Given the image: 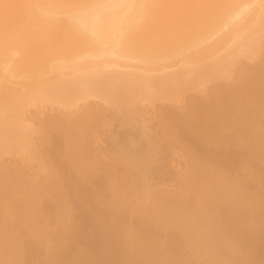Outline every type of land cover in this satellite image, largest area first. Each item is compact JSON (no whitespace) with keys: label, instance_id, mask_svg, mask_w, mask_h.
<instances>
[{"label":"bare ground","instance_id":"6f19581e","mask_svg":"<svg viewBox=\"0 0 264 264\" xmlns=\"http://www.w3.org/2000/svg\"><path fill=\"white\" fill-rule=\"evenodd\" d=\"M263 44L264 0H0V264L92 257L76 180L124 264H264Z\"/></svg>","mask_w":264,"mask_h":264},{"label":"rangeland","instance_id":"374dc122","mask_svg":"<svg viewBox=\"0 0 264 264\" xmlns=\"http://www.w3.org/2000/svg\"><path fill=\"white\" fill-rule=\"evenodd\" d=\"M118 8H119V10H118ZM118 8H117V13H118L120 10L126 8V5H125V4H121ZM132 11H133V10H132ZM132 11H131V12H132ZM133 12H134V11H133ZM131 14H132V13H131ZM132 15H136V11H135ZM263 45H264V44H263ZM263 48H264V46H263ZM263 50H264V49H263ZM85 59H86V60H85ZM105 59H106V58H105ZM92 60H93V59H92L91 57H86V58H84L82 61H83V62H85V61L87 62V61H92ZM103 60H104V58L99 59V61H103ZM240 63H241V64H240ZM240 63H239V65H241V66H238V69H237L236 72H240V71L242 70L241 67L243 68V66H244V67H245V66H246V67H248V66H252L251 64L249 65V64H248V61L245 60V59L242 60ZM247 65H248V66H247ZM253 66H254V68H257V67L259 66V64H255V65H253ZM253 66H252V68H253ZM240 69H241V70H240ZM238 74H239V73H238ZM221 83H222V84H221ZM216 84H217V85H216ZM213 85H214V86H213ZM225 85H226L225 82L222 81V80H220V81H218V82H216V83H213V84L211 85V89H215L217 86H218L219 88H222V87H225ZM213 87H214V88H213ZM218 87H217V89H218ZM195 96H196V95H195L194 93H192V94H190V95L188 96V98H189V97H190V98H192V97L194 98ZM88 103H89V105L86 104L84 107L81 106V107H82V110L85 111L86 109H87V110H88V109H92V108H89L90 106H91V107H94V105L92 104V102H91V103L88 102ZM162 106H163V107H162ZM85 107H86V108H85ZM157 107H161V108L164 110V112H167V110L169 111L170 108H171V107H170L169 105H167V104H164V105H161V106H159V104H157ZM32 110H33V111H31L32 113H36L34 109H32ZM87 110H86V111H87ZM171 110H172V108H171ZM76 116L80 117L81 115L78 114V115H76ZM76 118H77V117H76ZM121 120H122V122L120 121V123H123V122H124V123H123V126H122V124H121V127H119V126L116 127V128H118L117 130H116V128H114L116 131H119V129H120V131L123 129V130H122L123 132H126L127 130L130 131V130H131L130 128L134 127V125L136 124L135 121L131 118V116H130V118H129V117H128V118H124V119L122 118ZM123 120H124V121H123ZM125 120H126V121H125ZM128 123H130V124H128ZM131 123H132V124H131ZM127 124H128L129 126H126ZM123 127H124V128H123ZM128 127H129L130 130L128 129ZM121 128H122V129H121ZM126 128H127V130H126ZM124 129H125L126 131H124ZM122 131H121V132H122ZM128 131H127V132H128ZM150 154H152V155L150 156ZM150 154H148V155H147V158H145V160H146V159L148 160L149 156L151 157V158H149L148 162H147V160H146V162H145V160H144V162H145L144 164L147 163V164L145 165V167H144L145 169H149V168H151V167L148 168L147 166H154V165H155V158L152 157V156H155V155H153L154 153H150ZM182 154L185 156L186 151H185V152H182ZM7 158H9V160H8ZM2 159H3V158H2ZM6 159H7V160H6ZM150 160H151V161H150ZM6 161H7V162H6ZM2 162L5 164V163H12L13 161H12V159H11L9 156H5L4 159L2 160ZM3 163H2V164H3ZM144 164H143V165H144ZM148 164H149V165H148ZM74 181H75V180H74ZM76 182H78V181H77V180L75 181V185H76V187H77L76 189H78V188L81 189V190L79 189V191L82 192L81 195H83V197H82L81 195H80L81 197H80V196H78V197L76 196V195H79V193H81V192H79L78 190L74 189V188H75V185L73 184L74 182L71 181V182L69 183L70 185H69V186L66 185L65 188H66L67 186H68L67 189H69L70 187H71V188L74 187L73 190H72V189H70V190H72V191H74V192L77 191V192H76V193H74V192H73V193H70L71 191L69 190L67 196H65V200L63 201V203H65V201L67 200L66 202H68V203H66V205L69 204V205L71 206V207H70V206L68 205V207L70 208V210H71V208H72L71 213H70V210H69V208H68V211H69V213H70V214H69V213H68V214H69L70 217H71V221H72L71 226H72V228H73V230H74V233H75V234L77 233V236L74 234V235L76 236V237L74 236V239L79 238V239H77V241H78L77 243L74 242V241H71V240L69 241V240H68V241H69V244H68L69 246L67 247L68 249H66V250L68 251L69 254L71 253V252H69V251H71V248H69V247L72 246V245H73V247H74V246H75L74 244H77V245L75 246V248L72 247V248H73V251H75L74 249L79 250V251H75L76 253L72 251V253L70 254V257L72 258V255H73V254H74L73 257H75V256H76L75 254H77V252H80V253H81L80 258H81V256H83V255H84V256H88V257L92 255V257H89L88 260H86L87 258L84 259V260H82V258H81V259L79 258V260L86 261L85 264L90 263V260H91V259H92V260H95V263H93L94 261L91 260V262H92L93 264H101L100 262H102L103 264H115L116 261H117V257H118V256L120 257V254H121V255H122V256H121L122 260L120 259V260H119L120 262L118 261L117 264H119V263H120V264H124L125 259L123 258V256H124L123 253H122L123 251L121 250V247H120V246H119V248L117 247V246H118V244H117L118 241H117L116 236H114V235H115V234H114V233H115L114 231L117 230V229H116L115 227L112 226V229H113L114 231H113L112 229H111V230H112L113 232L109 231V229H110V227H111V224H110V225H106V226H107V227H106L107 230L103 229V228H105V224H104V222H105V220L108 218V215H106L107 218H105V217H106L105 214H104L105 212H103V211L100 209V207L102 208V206H101L102 204L100 205V203H101V202L103 203L104 199L101 198V200H99V198H100V197H103V196L105 197V195L101 196V194H100V195L98 194L99 197H96L97 195L94 196V194L90 191L91 188H90V189L88 188V185H85L84 187H87V188H86V190H84V189H85V188H84L83 191H82V188H81V187L83 186V184H82L81 182H78V183L76 184ZM72 184H73V185H72ZM77 185H78V186L80 185L81 187H78ZM89 186H90V185H89ZM91 186H93V185H91ZM91 186H90V187H91ZM94 186H95V185H94ZM95 187H96V186H95ZM95 187H94V189H95ZM98 188H99V187H97V188L95 189V191H96ZM87 189H88V191H87ZM91 190H93V189H91ZM84 191H86L87 193L91 192L92 195H91V193H90V194H85V195H84V194H83ZM86 192H85V193H86ZM77 193H78V194H77ZM95 193H96V192H95ZM70 194H71V195H70ZM72 194H74V195H72ZM75 194H76V195H75ZM96 194H97V193H96ZM72 197H73V198H72ZM90 197L92 198V200H91ZM70 198H72V199H70ZM76 199H77L78 201H77ZM68 200H69L70 202H69ZM74 200H75V201H74ZM88 200H89V201H88ZM95 200H96V201H95ZM97 200H98L99 202H100V201H101V202L99 203ZM87 201H88V202H87ZM97 203H98L99 205H98ZM84 204H85V205H84ZM97 205H98V206H97ZM88 206H89V207H88ZM94 206H95L96 208H95ZM98 208H99V209H98ZM100 210H101V211H100ZM89 211H90V212H89ZM72 212H73V213H72ZM86 214H87V215H86ZM93 214H94V215H93ZM95 214H96V215H95ZM97 214H99V215L97 216ZM101 215H102V216H101ZM103 215H104L105 217H104ZM94 216H96V217H94ZM100 217H101V218L103 217V218H102L103 220H102ZM96 218H97V219H96ZM99 219H100V221H102V224H101V222H100V224H101L102 227H103V228H102L103 231L107 232V235H109V236H112V237L114 236L113 238L111 237V238H112L111 240H114V239L116 240V242H114L115 245H114L113 243L111 244L110 242H107V239H106V238H110V237H108V236L105 237L106 235H103V231H101V232H100V230L98 231V229H99L98 227L101 228V226L98 224V223H99ZM104 219H105V220H104ZM92 220H93V222H92ZM94 221H95V222H94ZM103 221H104V222H103ZM73 222H74V223H73ZM118 222H119V220H118ZM87 223H88V224H87ZM106 223L108 224L107 221H106ZM120 223H121V222H120ZM96 224L99 225V226H97ZM76 225H77V226H76ZM103 225H104V226H103ZM90 226H91V227H90ZM93 226H94V227H97V230H96V228H94ZM83 227H84V228H83ZM87 227H88V228H87ZM108 227H109V228H108ZM117 227H118V224H117ZM85 228H86V229H85ZM89 228H90V229H89ZM92 229H93V230H92ZM102 229H101V230H102ZM83 230H84V231H83ZM85 230H86V231H85ZM87 230H88L89 232H88ZM94 230L98 231L99 233H102V235L104 236V239H103L102 237H100V236H99V237H100L101 239L98 238L99 233H98V235H97V232L94 233ZM86 233H87V235H88V233L91 234L93 237H94V234H96V237H94V238L96 239V241H97V240H100V241H99V242H95V239H93L91 235H90L91 238L88 237L89 235L86 236ZM92 233H93V234H92ZM111 233H112L113 235H111ZM105 234H106V233H105ZM100 235H101V234H100ZM102 235H101V236H102ZM82 236H83V237L86 236V237H85V238H82ZM87 237L91 239V241L89 240L90 242L88 241L89 243H88L87 240H86ZM72 240H73V239H72ZM79 240H80L81 243L79 242ZM92 240H93V241H92ZM101 240H102V241H103V240L105 241V242H103V243H104V246H103V247L101 246V245H103V243H101V242H102ZM115 240H114V241H115ZM108 241H110V239H109ZM70 242H74V244L71 243V244H72V245H71ZM86 242H87V244H86ZM91 242H94V243L100 245V247L97 246V245H95L94 243H91ZM111 242H112V241H111ZM99 243H100V244H99ZM107 243H108V245H107ZM89 244H90V245H89ZM92 244H94V245H92ZM110 244H111V245H110ZM119 245H120V244H119ZM105 246H106L105 250H106L107 248H108V249L110 248L109 250H107V252H106V251H105V252L103 251V249H104ZM110 246H112V248L115 247V246L118 248L117 251H118V254H119V255H117V257H116L117 252H115V250H114L116 247L113 248L114 252L116 253L115 255L113 254V255L115 256V258H116V259H114L115 262L113 261L114 263H112V260H111V259L113 258V257H112L113 255L111 254V252H112L111 249H112V248H111ZM82 248H83V249H82ZM101 248H103V249H101ZM92 249H93L94 251L97 249V251L94 252ZM119 249H120V251H119ZM87 250H88V251H87ZM98 250H99V253H98ZM67 251H66V252H67ZM100 251H102V252H100ZM66 252H65V254H66ZM119 252H120V253H119ZM68 253H67V254H68ZM82 253H83V255H82ZM90 253H91V255H90ZM108 253H109V255H108ZM112 253H113V252H112ZM65 254H64V255H65ZM87 254H88V255H87ZM98 254H100V255L102 254V257H101V256L98 257ZM64 255H63V256H64ZM78 255H79V254H78ZM66 256H67V255H65V257H66ZM84 256H83V257H84ZM93 256H94V257H93ZM95 256H96V257H95ZM105 256H106L107 258L110 256L111 258L109 257V258L107 259ZM65 257H64V258H65ZM67 257H68V256H67ZM67 257H66V258H67ZM70 257H69V258H70ZM100 257H101V259H99V261H98V258H100ZM66 258H65V259L62 258L63 260H65V261H64L65 263L61 261V264H62V263H63V264H68V263H69V264H82V263H79L80 261L78 262V260H77L78 257L75 258V260H76L75 263H72V262L75 261L74 259H71V261H69L68 258H67V259H68V262H66V261H67ZM93 258H94V259H93ZM96 258H97V259H96ZM103 258H104V259H103ZM73 260H74V261H73ZM102 260H103L104 262H103ZM26 261H27V260H26ZM26 261L24 262V264H28V261H27V262H26ZM88 261H89V262H88ZM39 262H41V261H39ZM77 262H78V263H77ZM87 262H88V263H87ZM42 263H43V261H42ZM39 264H40V263H39ZM44 264H45V262H44ZM58 264H60V260H59ZM83 264H84V262H83ZM90 264H91V263H90Z\"/></svg>","mask_w":264,"mask_h":264}]
</instances>
